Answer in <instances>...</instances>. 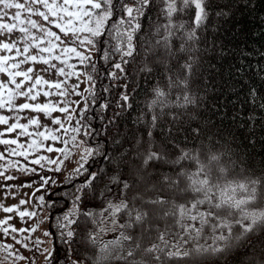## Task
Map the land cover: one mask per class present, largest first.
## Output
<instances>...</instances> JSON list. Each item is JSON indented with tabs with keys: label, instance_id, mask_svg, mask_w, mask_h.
Listing matches in <instances>:
<instances>
[{
	"label": "trees",
	"instance_id": "obj_1",
	"mask_svg": "<svg viewBox=\"0 0 264 264\" xmlns=\"http://www.w3.org/2000/svg\"><path fill=\"white\" fill-rule=\"evenodd\" d=\"M133 2L124 0L128 4ZM209 2V16L197 29L196 39L187 40L184 29H174L175 35L169 38L170 47L166 49L163 42L157 44L166 35L164 28L160 27L159 33L156 32L158 26L168 22L162 11L164 3L163 0H150V6L144 9V15L139 18L141 28L133 38L134 55L125 57L129 63L123 65L124 73L112 67L114 62L120 61L118 54L112 52L107 61L101 58L103 50H111L117 44L123 45L115 33L104 35L98 45L102 50L95 51L94 60L89 61L87 66L85 64V70L93 76L95 87L92 93L85 92L83 108L85 105L87 108L80 112V124L87 125L92 135L80 134L89 148L98 150V154L88 158L85 167L88 172H103L91 188L84 190L83 199L78 204H74V198L81 193H77L76 189L84 182L87 172L82 175L73 172L71 179H65L47 194L45 202L50 212L48 228L53 234V255L46 264H125L117 258L121 255L119 249L110 253L101 251L102 242L116 239L121 230L117 228L113 233L101 235L93 244L89 232L98 231L99 224H93L91 217L81 213H96L95 218L99 221V213L108 200L118 202L126 198L131 206L132 198L138 191L143 193L153 184L159 190L162 175L176 180L181 171L195 173L197 163L194 160L180 159L179 163H174L181 157L182 149L199 155L200 161L211 168L213 183L221 186L230 183L232 187L243 183L249 190L256 189V199L243 205L242 211L231 210L235 218L239 219L243 213H264V0ZM114 3L117 9L121 7L120 0H114ZM122 15L121 11H116L111 23ZM193 16L194 9H190L174 14L172 19L176 25L185 22L187 27H191ZM92 64H95V70ZM185 64L192 65L191 73L183 67ZM112 71L117 72L118 79L108 75ZM185 79L186 87L180 84ZM170 81L176 86L170 87ZM157 87L167 94V107L161 108L159 104L149 107L156 98L154 89ZM106 88L108 91H105ZM121 93L129 97L127 102L120 99ZM185 95L193 102L185 104ZM104 104L106 108L101 107ZM153 115L158 117L154 128ZM192 129L198 132L193 133ZM150 130L152 140L157 145L156 150L163 152V159L151 162L144 169L143 153ZM138 140L141 141L139 147ZM125 150H128L126 154ZM137 153L141 154L135 160L137 171L130 172L123 162L137 157ZM213 155L219 159L209 163ZM105 156L110 159H105ZM137 173L144 177L143 182L136 176ZM112 176H120L132 187L125 192L122 183L111 182ZM187 183V178L181 177L179 187L184 188ZM106 185L110 191L106 190ZM101 192L105 193L103 197ZM215 194L219 195L218 192ZM150 195L154 197L156 193ZM164 195L168 199H176L178 203L193 197L190 192L177 195L175 191H166ZM247 195V192L239 189L234 193L236 199L246 198ZM145 198H148L147 194ZM139 203L136 202L137 206ZM205 207L202 205L201 210ZM73 208L76 209L73 218L87 221V228L77 226L73 242L67 244L61 239L62 229L57 227V222H63L65 213L72 215L70 210ZM127 219L126 214L118 216L117 223L123 224ZM149 228L151 231L143 235V247L152 242L149 238L157 235V228L180 232V227L172 218L153 219L143 225V229ZM126 231L134 237H141L142 234L139 225ZM240 231L239 226L234 228V236L239 235ZM210 236V231L206 229L199 244L211 245ZM249 243L251 247H247ZM186 247L191 249L193 244ZM262 249L264 224H258L246 239L234 241L233 248L228 252H192L190 256L171 258L155 253L161 256L160 261L138 254L135 260H147L148 264H256Z\"/></svg>",
	"mask_w": 264,
	"mask_h": 264
},
{
	"label": "snow or ice",
	"instance_id": "obj_2",
	"mask_svg": "<svg viewBox=\"0 0 264 264\" xmlns=\"http://www.w3.org/2000/svg\"><path fill=\"white\" fill-rule=\"evenodd\" d=\"M164 12L167 23L158 26L156 32L159 33L160 27H163L166 35L162 38V41H157L159 45L163 42V46L167 49L170 47L169 38L175 35L174 29H184L185 36L187 40L196 39V31L201 27L204 21L209 16V0H163ZM121 7L117 9L114 0H0V74L6 76V80H0V109L10 108L14 111L31 110L33 113L43 114L46 117L51 118V123L59 125V128L55 129V132H60L63 130L64 133H81L83 132L86 136H91L92 133L87 125L80 124L79 127L71 126V122L77 112L85 111V108L75 109L72 108L73 104H79L80 100H71L70 97L73 95L83 96L77 89L80 87L79 84L73 83L71 86L68 85L67 78L76 76L79 78L81 73L75 71V65L69 64L68 59L74 56L79 59L81 64H85L91 60L92 51L97 52L102 49L98 47L103 41V37L106 33L113 34L123 41V45L117 44L111 50H103L104 55L101 57L104 60H108L109 55L114 52L120 56L119 62H114L112 67L119 70L120 73H124L125 69L123 65L129 63L128 59L125 57H132L135 52V45L133 43L134 35L140 30L141 25L139 23V18L144 15V9L150 6V0H134L132 4L124 3V0H120ZM14 9V13L11 15L10 19L14 21L13 23H8L9 12L6 10ZM194 9V16L191 18V27H187L185 22L178 25L173 23L174 14L180 12H186L187 10ZM121 11L123 15L115 20V23H111L114 18L115 12ZM222 13H217L221 15ZM33 16L37 19H33ZM52 27H48V26ZM58 30L53 31L52 28ZM32 30H37L42 33V36L46 40H42L37 37ZM19 32L20 36L18 39H10L11 35ZM62 34V35H61ZM63 37V39H62ZM58 42V43H57ZM46 43L47 46H41ZM63 45L61 55L53 56L54 50L60 48ZM88 47V54L78 50L82 46ZM183 45L181 50H183ZM14 53V55H10ZM147 55V53H146ZM63 57V59H62ZM53 60L60 61L65 67H59L57 64L52 63ZM42 63L48 67L37 71L34 67H22L28 64H38ZM91 67L95 70V64ZM184 68L191 73L192 65L185 64ZM50 70H55L57 76L65 77L64 80L49 81L41 75V72H48ZM144 70L151 71V69L145 68ZM85 82L89 83V88L85 91L92 93V89L95 87L93 82V76L91 74L84 73ZM108 75L112 79H118L117 72H109ZM19 78V79H17ZM180 84L187 86V79L180 81ZM30 85V86H29ZM48 89H55V92L44 90V86ZM176 86L171 83L170 87ZM105 91H108L106 88ZM156 98L153 99L149 107H154L157 104L161 108L167 107L165 103L166 93L160 89H154ZM44 97H50L56 95L62 99L53 102L52 100H46L44 103H30L29 101H37L40 95ZM6 97V98H5ZM17 97L24 98L23 103L16 104L14 101ZM94 100V93L92 95ZM120 99L127 102L129 97L121 93ZM185 104L192 103L193 101L187 95L184 96ZM119 103V102H118ZM62 105V106H61ZM184 106V105H178ZM102 108H106L107 105H101ZM53 112H60L63 114L61 117H52ZM14 119L17 122L9 123V119L3 115H0V125H7L4 129L6 133H13L15 130H20V136H31L28 132V125H39L40 121L36 115L28 118L27 123H19L18 117ZM158 117L153 115L152 117V127L156 126V120ZM175 119V117H174ZM68 123V127H65V123ZM193 133H197V129L191 130ZM3 135V133H0ZM38 136L43 137V139H51L53 141L61 140L60 136L54 134L52 130H49L47 134L44 132H38ZM149 141L147 147L143 153L142 167L146 169L151 162L159 161L163 159V152L156 150L157 145L152 140V131L148 132ZM65 145L74 144L76 147H82L86 145L87 141L80 140L77 143V137L72 135L70 140H62ZM0 144L2 145H16V139H0ZM141 145V141H137V147ZM37 142L33 140L29 145L30 148H35ZM41 147L43 145H40ZM163 147H167L164 145ZM48 152L54 151V149L49 146L47 148ZM55 151L60 152L66 159H71L72 153L69 148H57ZM128 150H125V154ZM12 154L25 157L27 159L28 149L17 152L16 148L11 149ZM98 154V150L91 149L88 147H83V153L80 156V160L77 161V167L72 171L76 175H82L88 173L85 176L84 182L81 183L77 189V193L74 198V204H78L83 199L84 190L89 189L92 185L100 179L103 170L96 172H88L85 164L88 158ZM141 155L137 153V157H133L130 161H124L126 167L129 168L130 172L137 171L135 160ZM0 158H3L0 156ZM46 159L45 157L38 156L36 159L31 161L32 164L41 165V161ZM105 159H110V157L105 156ZM180 159H191L197 163V169L195 173H189L186 171H181L176 180H173L170 176H164L160 181V189H156V185L153 184L151 188H146L143 193L138 191V194L132 198V205L130 206L126 198L120 199L118 202L108 200L106 206L99 213L101 219L96 220V213L91 211L83 212L82 215L86 217H91L93 224H99V230L90 231L89 239L93 244L97 243L100 239L102 233L105 230L115 231L119 228L120 235L114 240L108 241L106 243L102 242L101 251L105 253H110L114 249H119L121 255L117 258L125 262V264H148L147 260L137 262L135 257L138 254H143L145 257L151 256L153 259L160 261V255H154L155 253H161L165 257H176V256H190L192 252L204 253H224L228 252L233 248L234 241L240 242L246 239L247 234L253 232L254 228L258 224H264V213L259 215H250L243 213L239 219L235 218L232 209H238L242 211V206L246 205L250 200H255L257 192L255 188L249 190L246 184H237L235 187L229 183L227 186H221L218 183H213L211 168L204 164L199 159V155H193L191 151L181 150V157H179L174 163H179ZM218 157L213 155L210 157L209 163L212 161H218ZM80 161H84L81 163ZM49 164H63L64 161H54L48 159ZM16 167L14 163L11 165ZM43 166V165H41ZM27 169V165L23 166ZM35 172V169H31ZM56 171H60L57 167ZM138 174V173H137ZM2 175V173H0ZM185 177L188 180L187 186L180 188V178ZM6 179H12L13 177H5ZM138 178L143 182L144 177L139 176ZM43 179V178H42ZM66 179H71V175L66 177ZM112 183H122L123 190L126 192L132 187V185L127 180H122L120 176L110 177ZM49 182V181H45ZM43 187V185H42ZM108 189L107 185L105 186ZM237 189L247 192L246 198L236 199L234 193ZM215 190V192H214ZM166 191H175L177 195H184L187 193H192L193 197L191 200H187L184 203L176 202V199H168L165 197L164 193ZM155 192L156 195L153 197L150 193ZM218 192L217 196L215 193ZM148 198H145V195ZM100 195L103 197L104 192ZM43 200V197L39 198ZM139 201L137 206L136 202ZM21 205L27 203L26 200H20ZM206 205V207L201 210V206ZM5 213H12L15 205L13 206H2ZM49 207H54V205H49ZM72 215L65 213L62 217L63 222L58 220L57 227L61 228V239L65 243L71 244L73 238L77 234V226L82 228H87V221L81 222L78 218H73L76 214V209L70 210ZM20 217H34L37 215L36 212L20 211ZM126 214L127 220L123 224L117 223V217ZM111 217L112 228L105 229V221ZM172 218L176 225L180 227V232H173L170 228H166L161 231L156 229L157 235L149 239L152 241L147 247H143V235L144 232L151 231V229H143L145 223L151 220H167ZM12 217H7V220H11ZM7 220H0V225L7 223ZM191 221H196V224L190 223ZM246 221H250L247 222ZM137 225L141 226L142 234L141 237H134L126 230L134 229ZM239 226L241 229L239 235L233 234L234 228ZM39 227V222L36 227L31 229H17L8 225L3 228V233L5 235L11 232L18 231H32L35 232ZM209 230L211 233V245H201L199 240L203 237L205 230ZM45 236H51L52 233L45 231ZM20 243V241H16ZM43 243L39 238L35 241V247L44 253L45 259H49L53 252L47 249L41 250L39 245ZM193 244V248L188 249L186 246ZM27 247V245H23ZM3 247L5 252L9 249L12 252H16V249L12 244L0 245ZM251 247V244L247 245ZM11 255V253H9ZM7 256L4 260H7ZM15 259H25L23 256H16ZM3 264V261H0ZM75 264V262H74ZM256 264H264V249H262V255L257 259Z\"/></svg>",
	"mask_w": 264,
	"mask_h": 264
},
{
	"label": "rangeland",
	"instance_id": "obj_3",
	"mask_svg": "<svg viewBox=\"0 0 264 264\" xmlns=\"http://www.w3.org/2000/svg\"><path fill=\"white\" fill-rule=\"evenodd\" d=\"M9 12V19L7 20L8 23H13L10 19L11 15L14 13V9L6 10ZM33 19H37V17L33 16ZM52 27V26H48ZM53 31H57L54 27L52 28ZM33 33L40 37L42 40H46L42 36V33L38 32L37 30H32ZM62 35V34H61ZM20 36L19 32H16L11 35L10 39H18ZM4 37H0L3 39ZM63 39V37H62ZM58 43V42H57ZM41 46H47L46 43H43ZM88 47L87 45L80 47L78 50L85 52L88 54ZM63 49V45L60 48L54 50L52 53L53 56L61 55ZM3 54V53H0ZM10 55H14L11 53ZM95 58V50L92 51L91 60ZM63 59V57H62ZM52 63L57 64L59 67H65L66 71L70 70L67 69L64 64H61L60 61L53 60ZM68 63L75 65V71L81 73L79 78L76 76L67 78L68 85L71 86L73 83L79 84L80 87L77 89L83 96V99L80 95H73L70 97L71 100H80L79 104H73L72 108L81 109L84 106L85 102V89H87L90 85L89 83L85 82V75L84 73L88 72L85 70L84 66L88 64H81L79 59L71 56L68 59ZM32 66L37 71L46 68L48 66L43 65L42 63L38 64H28L22 67L26 68ZM41 75L44 76L45 79L49 81H56V80H64L65 77L57 76L55 70H50L48 72H41ZM6 76L0 74V80H6ZM19 79V78H17ZM30 86V85H29ZM44 90H49L55 92L56 90L48 89L47 86H44ZM6 98V97H5ZM62 98L52 95L50 97H44L42 94L37 98V101H29L30 103H44L46 100H52L53 102L58 101ZM24 98L17 97L14 103L19 104L23 103ZM62 106V105H61ZM0 115H3L9 119V123L17 122L15 117H18L19 123H27L28 118L36 115L40 121L39 125H28V132L31 133V136H20L18 133L20 130H15L13 133H6L4 129L7 125H0V139H16V145H2L0 144V205L2 206H13L15 205L14 211L12 213H5L3 208L0 207V220H7V217H12L11 220H7V223L4 225H0V245H7L12 244L13 247L16 249V252H12L11 249L8 252H5L3 247H0V261H3V264H46L48 259H45L46 253L37 250L35 247V241L39 238L43 243L39 245L41 250L47 249L52 251L53 249V242H52V235L45 236L44 232H50L48 228V222L50 218V212L45 202L47 194L50 192L52 188H55L57 185L61 184L66 177L70 176L73 173V169L77 167V161L80 160V156L83 153V147H88L87 144L83 145L82 147H76L74 144L65 145L62 143V140H70L72 135L77 137V143L80 140H83L80 133H64L63 130L60 132H55V129L59 128V125H55L51 123V118L44 116L43 114L33 113L31 110H23V111H14L10 108L0 109ZM52 117H61L63 118V114L60 112H53ZM77 121L81 122L80 119V112H77L74 116L73 121L71 122V126L79 127L80 124H77ZM68 123H65V127H68ZM49 130H52L55 135L60 136L61 140L53 141L50 138L45 140L43 137L37 135L38 132H44L47 134ZM35 140L37 142V146L35 148H30L29 145L31 142ZM40 145H43L42 147ZM51 146L54 151L48 152L47 148ZM69 148L72 156L71 159H66L60 152L55 151L57 148ZM16 148L17 152L22 151L24 149H28V156L27 159L23 156L12 154L11 149ZM89 148V147H88ZM38 156L45 157L46 159L41 161V165L32 164L31 161L36 159ZM48 159L54 161H61L63 160V164H49ZM84 163V161H80ZM16 164V167H12V164ZM27 165V169L23 166ZM57 167L60 168V171H56ZM31 169H35V172L31 171ZM139 174V173H138ZM138 174L136 176L138 177ZM139 176H142L141 173ZM165 175H162L161 178L163 179ZM5 177H13L12 179H6ZM43 178V179H42ZM49 181V182H45ZM43 185V187H42ZM43 197V200L39 198ZM26 200L27 203L21 205L19 202L20 200ZM20 211H28V212H36L37 215L34 217H20ZM39 222V227L36 229L35 232L32 231H18V232H11L7 235L3 233V228L11 225L17 229H31L36 227L37 223ZM105 229L112 228L113 225L111 224V218L105 221ZM116 231V230H115ZM115 231L105 230L102 235H107L113 233ZM51 233V232H50ZM16 241H20V243H16ZM23 245H27L24 247ZM11 253V255H9ZM7 256V260H4V257ZM16 256H23L25 259H15Z\"/></svg>",
	"mask_w": 264,
	"mask_h": 264
}]
</instances>
